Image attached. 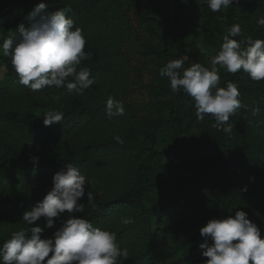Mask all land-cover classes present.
I'll return each instance as SVG.
<instances>
[{
	"label": "rangeland",
	"instance_id": "1",
	"mask_svg": "<svg viewBox=\"0 0 264 264\" xmlns=\"http://www.w3.org/2000/svg\"><path fill=\"white\" fill-rule=\"evenodd\" d=\"M53 1L59 9H70L67 15L75 21L74 27L83 29L85 51H90L92 57L77 70L89 68L96 83L83 94L69 92L66 86L26 91L25 86L20 88L16 80L7 78L0 59L1 113L38 112L43 105L67 109L77 99L84 104L77 123L62 125L60 133L50 141L19 142L9 134L8 124H1L0 139L7 142L8 148L0 149V162L8 156L48 157L54 152L67 157L88 148L89 158L80 171L88 181L86 191L95 196L94 204L124 195L132 198L131 206L104 213L97 226L116 233L121 248L128 250L124 264H202L207 258L199 248L203 242L199 230L220 213L223 201L219 191L226 196L229 215L234 216L237 210L247 212L264 238V199L244 190L249 182H256L257 191L264 184V80L253 81L242 70L232 74L220 68L218 86L225 87L231 81L241 93V107L231 115L234 134L239 137L222 145L221 129L213 127L214 117L206 114L198 120L193 100L178 108L179 99L169 91L166 77L159 75V69L166 64V49L176 59H184L181 72L193 63L209 67L231 25L239 24L242 29L241 35L234 37L238 41L247 37L264 39V27L257 23L264 16V0H236L231 18L227 8L221 9L224 27L213 47L203 43L199 16L204 0ZM39 3L41 0H0V9L12 11L0 22V36L7 38L21 24L28 27L29 13ZM1 57L5 56L0 53ZM57 96L58 100L54 98ZM109 96L123 103V116L108 118ZM171 108L179 109V115L168 130H162L158 124L172 122ZM116 136L123 143H118ZM171 148L178 152L197 151L188 159L192 169L183 165L176 154L160 159L156 155ZM252 154H256L255 159L244 160ZM228 156L232 158L231 165H226ZM57 171L36 175L30 189L34 200H40L44 188L52 185ZM201 171H205V177L185 193V184ZM169 185L174 188L172 194H164L162 188ZM13 189L0 187V196L21 198ZM80 202L85 204V211L76 215L86 218L93 204L87 202L86 196ZM22 214L18 208L0 207V234L30 231L31 226L21 220ZM125 217H132L134 223L123 224ZM66 218L67 214L45 231L56 230ZM37 223L43 227L44 218ZM150 239L155 240V246L154 254L148 256L145 252L152 248Z\"/></svg>",
	"mask_w": 264,
	"mask_h": 264
},
{
	"label": "clouds",
	"instance_id": "2",
	"mask_svg": "<svg viewBox=\"0 0 264 264\" xmlns=\"http://www.w3.org/2000/svg\"><path fill=\"white\" fill-rule=\"evenodd\" d=\"M232 3L233 0H207L212 12L226 9ZM47 8L45 2L37 4L29 13V26L21 24L10 32L0 45V53L11 57L18 82L33 92L66 86L69 92L83 94L96 83L89 68L77 70L83 61L92 57L90 51H85L87 41L83 29L74 27L75 21L67 15L70 9L46 11ZM257 23L264 27V16ZM241 32L239 24L229 27L209 67L193 63L181 72L184 59H172L159 69V75L168 78L173 93L183 90L193 99L198 120L211 115L215 119L213 127L225 133L232 131L227 122L241 107V93L231 81L225 87L218 86L220 68L232 74L242 70L253 81L264 80V39H234ZM124 114L123 103L109 96L108 118ZM43 117V124L51 126L59 123L64 113L49 109ZM114 139L123 143L119 136ZM30 160L34 165L39 163L38 156L30 155ZM87 183L86 176L71 163L57 171L52 178L53 186L44 198L22 214L21 220L31 226L30 234L25 229L13 232L0 247V264H124L128 250L121 248L116 233L94 227L89 219L76 215L85 211V204L80 202L85 196L95 207V196L86 191ZM65 214L67 218L52 236L42 238L45 230L54 228ZM41 218L45 220L43 227L37 223ZM122 223L131 224L134 219L125 217ZM199 231L203 238L199 248L207 258L202 264H264V238L247 212L237 210L234 216L212 218Z\"/></svg>",
	"mask_w": 264,
	"mask_h": 264
},
{
	"label": "trees",
	"instance_id": "3",
	"mask_svg": "<svg viewBox=\"0 0 264 264\" xmlns=\"http://www.w3.org/2000/svg\"><path fill=\"white\" fill-rule=\"evenodd\" d=\"M41 2H45L48 5V11H54L56 9H59L58 6H56L55 2L53 0H41ZM236 10V0H233L232 5H230L227 8V16L228 18H231ZM12 13L11 9L3 8L0 9V22L7 18ZM222 12H212L207 4V0H204L203 3V12L199 16V19L202 21V33H203V43L205 47H213L217 44L219 37L223 31L222 26L224 27V24L222 23L221 17ZM222 29V31H221ZM5 39V36H0V45H2L3 40ZM166 63L169 60L176 59L175 55L168 49H166L164 52ZM3 64L6 67L7 70V78L11 81L16 80L17 86L22 87L18 82V75L16 74L12 63H11V57H1L0 58ZM166 81L168 84L169 91L175 95L179 99V106L178 108H181L185 105H187L191 100H193L190 96H188L186 93L181 90L178 93H173L170 88V82L168 78L166 77ZM24 90L28 91L29 88H25ZM31 91V90H30ZM84 107V104L81 100H76L73 105L67 109H55L57 111L63 112L64 117L59 123H53L51 126H45L43 124V114L48 111L50 108L48 106L43 105L38 112L33 111H27L26 113H16L14 111H8L6 113L0 112V125L1 124H8V132L9 134L14 137L16 140L22 143H38L42 141H50L54 140L57 135L60 133L62 125L67 124H74L77 123V121L82 116V109ZM179 115V109H170V118L172 119V122H167L166 124H158L161 126L162 130H168L167 128L170 127V124H173L175 120L177 119ZM228 125L232 126L231 133H225L222 129L220 132V143L223 145V142L228 144L230 141L234 139H238V135L234 134L236 133V128L234 129L233 119L230 116L229 121L227 122ZM8 148V144L6 141L0 139V149H6ZM152 151V150H150ZM197 151H190V150H184L182 152H178L177 150H174L173 148L166 150L163 154L160 155L156 154L158 158H163L165 156H170L172 154H176L181 159V162L183 165H185L188 169H192V166L190 164L189 157L192 154H196ZM160 155V156H159ZM256 155V154H255ZM255 155H248L246 158L244 157V160L251 161L252 159H255ZM33 156V155H31ZM89 158V149L85 148L82 151L75 152L71 154L70 156L63 157L58 152H54L48 157H39V163L33 164L30 160V155H14V156H8L3 161L0 162V187L6 189V190H14L13 188L17 189L19 194L21 195V198H11L8 197V195L0 196V207L6 209L7 207H14L20 209L23 213L25 211L30 210L32 207L35 206V204L38 201H41L44 196L47 194V192L52 188L53 184L48 185L43 190V195L40 198V200L36 201L30 196V189L33 186L35 177L37 174L46 172V171H57L62 166L71 163L75 167L81 169L86 161ZM226 165L232 164V158L230 156L227 157ZM206 175L205 171L198 172V175H196L194 178L190 179L184 186L185 193H188L191 189V187L199 181L204 178ZM256 183V182H255ZM254 182L247 183L246 192L248 193H254L252 197H258L260 199H264V184L263 186H260L262 188L260 191H257L254 189L255 184ZM173 186H167L165 189L162 188V191L164 194L170 195L172 194ZM245 189V188H244ZM253 189V190H252ZM219 197L220 200H222V206L220 208V213L216 218H227L229 216V204L226 201V196L223 195L222 191H219ZM262 193V194H261ZM260 202V200L255 199ZM132 198L129 195H124L117 197L113 200H109L103 203L95 204V207H92L88 216L86 219H89L94 227H97L102 215L106 212H108L110 209H113L115 207H121L123 205L131 206L132 204ZM55 230H48L45 231L42 234V238L45 237H51L53 232ZM13 232H4L0 234V247L3 246V243L11 237V234ZM30 234V231H28ZM202 238V237H201ZM149 242L152 244V248L150 250L146 251L145 254L152 255L154 254V246H155V240L150 239Z\"/></svg>",
	"mask_w": 264,
	"mask_h": 264
}]
</instances>
